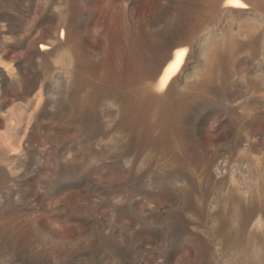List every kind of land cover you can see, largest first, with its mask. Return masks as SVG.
Wrapping results in <instances>:
<instances>
[{
    "label": "rangeland",
    "instance_id": "374dc122",
    "mask_svg": "<svg viewBox=\"0 0 264 264\" xmlns=\"http://www.w3.org/2000/svg\"><path fill=\"white\" fill-rule=\"evenodd\" d=\"M0 264H264V0H0Z\"/></svg>",
    "mask_w": 264,
    "mask_h": 264
},
{
    "label": "bare ground",
    "instance_id": "6f19581e",
    "mask_svg": "<svg viewBox=\"0 0 264 264\" xmlns=\"http://www.w3.org/2000/svg\"><path fill=\"white\" fill-rule=\"evenodd\" d=\"M184 51L181 50L180 52L177 53L175 59L169 63V65L165 69L164 73V79H163V85H166L171 76L177 71L178 67L181 64V60L183 58Z\"/></svg>",
    "mask_w": 264,
    "mask_h": 264
}]
</instances>
